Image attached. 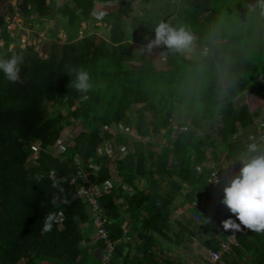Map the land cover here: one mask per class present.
Listing matches in <instances>:
<instances>
[{
  "label": "trees",
  "instance_id": "1",
  "mask_svg": "<svg viewBox=\"0 0 264 264\" xmlns=\"http://www.w3.org/2000/svg\"><path fill=\"white\" fill-rule=\"evenodd\" d=\"M134 1L63 0L57 5L56 0H17L13 6L10 0H0L4 43L0 58H23L17 82L0 73V264H100L102 255L95 251L104 245L89 236L91 207L75 193L81 184L113 182V169L120 180L102 192L99 202L110 220V239L117 241L115 264H186L163 258L158 242L161 236L181 246L196 237L195 231L173 217V199L183 187L188 191L181 203L198 202L197 213L207 203L216 207L212 215L233 218L222 203L224 193L209 183L211 171L204 165L210 153L221 170L218 143L210 134L196 140L193 135L220 119V149L230 157L228 166L235 177L245 158L264 152L255 147L261 136L259 122L254 121L258 112L246 104L234 105L237 96L247 91L264 99V91L256 89L257 84L264 85V66L260 69L259 58L238 44L249 41L250 33L216 28L221 6L212 7L211 0H179L175 17L165 23L189 31L192 46L206 55L188 57L184 50L163 44L149 48L160 23L157 16L148 21L147 11L146 17L133 16ZM106 2L116 7L104 11L103 21L110 27L107 39H102L82 29V24L92 21L96 4ZM154 6L158 9L157 1ZM16 9L33 26L47 23L50 17L55 20L46 34L55 38L63 32L66 41L60 43V51L42 59L32 46L20 48L19 37L8 30ZM129 17L127 33L124 20ZM132 62L140 66L130 69ZM79 67L91 76L87 94L68 87L73 78L69 70ZM224 76L227 84L217 90ZM175 118L179 126L189 124L194 131L180 133L170 123ZM74 121L83 125L74 145L54 153L62 130ZM111 126L123 127L139 139L165 132L168 144L156 152L151 143L134 142L118 128L112 132ZM35 142L40 146L37 153L32 148ZM101 148L103 154L98 153ZM78 165L88 183L71 182ZM139 179L145 188L137 184ZM124 185L132 191L124 190ZM119 198L123 204H117ZM125 214L131 223L124 224ZM46 225H51L50 230H45ZM239 243L217 264H264V231L246 228ZM200 244L206 247L205 255L207 249L219 247L218 240L208 238Z\"/></svg>",
  "mask_w": 264,
  "mask_h": 264
},
{
  "label": "rangeland",
  "instance_id": "2",
  "mask_svg": "<svg viewBox=\"0 0 264 264\" xmlns=\"http://www.w3.org/2000/svg\"><path fill=\"white\" fill-rule=\"evenodd\" d=\"M55 1V0H54ZM157 1L158 9L155 8V2ZM11 4L14 6L17 0H10ZM63 0H56L57 5L62 4ZM179 0H135L132 3V15L136 17H146L147 19H153L156 16V19L159 23H165L170 21L175 17L176 12L178 10ZM181 2V1H180ZM107 3V2H106ZM181 5V3H180ZM210 5L212 7L221 6L220 12L217 13V19L215 22L216 28L218 26L223 27H231L232 32H238L242 34L243 32L248 31L250 33L249 41L245 40L244 42H238L240 46L248 47V54L255 55L259 58L260 69L264 66V35L262 31H264V0H211ZM251 5V6H250ZM95 16H92V21L89 19L88 22L82 24V29H85L89 32H95L98 34L99 37L102 39H107V31L109 30V25L107 26L106 23L103 21L104 17L106 16L104 11H107L109 8L112 9L116 7L114 3H107V4H96L95 5ZM145 11L147 14L145 16ZM254 11L255 14H251ZM31 19H34L35 16L30 14ZM256 18V19H255ZM148 19V21H150ZM254 19V20H253ZM263 19V20H262ZM253 20V22L251 21ZM55 20H52L51 17L49 18L47 23H38L36 22L34 26L28 20L23 18L22 12L18 9L14 10V15L12 17V21L9 24L8 30L10 31V35L13 37H19L18 46L24 49V43L22 40L27 38V43H30L35 51L41 56L42 59L48 57L50 52H59L60 51V43L65 42L66 38L62 31H60L55 38H49L46 34L47 27L51 26V23ZM124 25V31L130 32L131 31V19L126 18ZM29 22V24H27ZM31 27V28H30ZM1 34V33H0ZM58 39V40H56ZM60 39V41H59ZM16 40V41H17ZM16 41L9 45L8 50H12L16 44ZM259 43V44H257ZM3 40L0 37V47L3 46ZM166 46V45H162ZM137 50H139V46H136ZM196 47L192 46V44L184 49L186 55L188 57L193 58H203L206 55L205 51H196ZM159 55L161 56L162 60L165 61V53L160 51ZM140 64L138 62L130 63V69L139 67ZM261 71V70H260ZM225 75V74H224ZM223 76V73H222ZM226 76L223 77L222 81L219 84L220 89L224 87L227 83ZM257 91H264V85L257 84L256 86ZM47 104V103H45ZM246 104L250 111H258L256 116L259 117L262 115L261 122H264V99L260 96L253 95L249 91L242 93L241 95L237 96L235 99L234 105H243ZM48 105V104H47ZM131 114V112H129ZM254 121H258L257 119ZM179 118H175L171 120V125L176 129L179 130L180 133H184L187 131H194V128L189 124L178 125ZM259 122V121H258ZM209 124V123H208ZM221 121L220 119L216 120L213 124H209L205 126L203 129H199L195 131L193 135V140L199 137H206L207 135H211V138H215L216 142L218 143V158L219 163L217 165H221L220 168L222 171L228 172L229 175H232V178H235V174L233 170L228 168V164L230 163V157L226 155L223 150H221V140L219 136V132L221 130ZM119 131L125 132L128 138L133 139L134 142L142 141L141 144L144 143H151L152 149L156 152H159L161 147L167 143L166 133L163 132L162 134H157L152 137L142 138L139 139L135 136V134L131 131H126L123 127H113L111 126L109 129L112 131ZM83 130V125L81 121H74L71 125H68L64 128L60 134V138L57 141L56 148L53 149L54 153H59L62 149L65 148L66 145H74L73 138L78 135L79 132ZM112 131V132H113ZM242 133V131L240 132ZM210 138V139H211ZM136 139V140H135ZM211 142V140H210ZM168 144V143H167ZM172 142L170 141V148L172 147ZM132 147V145H130ZM50 148V147H49ZM221 150V152H220ZM52 151V149H50ZM205 167H216V164L213 163L212 155L209 153L208 159L205 161ZM202 169V168H201ZM200 168L197 169L198 173L201 172ZM226 169V170H225ZM201 170V171H200ZM117 175V173H116ZM138 183L144 184V180L139 179ZM162 185L163 182H162ZM110 185L106 187L109 189ZM187 188L183 187L178 195L173 199L172 209L175 211L174 213V220L181 221L184 224L192 228L203 229L206 224L209 216H211L212 211L216 208L215 206H210V204L203 205V213L201 216L203 219L200 223H196L193 218L191 212L192 210L189 209V204L181 203L183 200L184 195L187 193ZM191 212V215H190ZM204 216L205 219H204ZM215 218L219 220L222 226L227 225V218L220 213H216L214 215ZM211 221V220H210ZM225 221V222H224ZM172 236V234H170ZM199 239H193V243L182 244L180 247H177L175 244H172L167 238L158 236V242L160 249V254L163 258H171L175 261L178 259L182 260L186 264H190L192 259L194 258L195 264H200L201 260L203 259V255H195L194 250L199 249L202 244L199 243ZM199 243V244H197ZM91 245V244H88ZM196 247V248H195ZM100 252L99 249H96L95 253ZM103 252V251H102ZM203 261V260H202Z\"/></svg>",
  "mask_w": 264,
  "mask_h": 264
},
{
  "label": "clouds",
  "instance_id": "3",
  "mask_svg": "<svg viewBox=\"0 0 264 264\" xmlns=\"http://www.w3.org/2000/svg\"><path fill=\"white\" fill-rule=\"evenodd\" d=\"M192 40V34L185 28H174L166 23H160L155 29V38L149 43L148 46L149 48H151L153 45L159 46L163 44L166 45L169 49L182 51L191 45ZM22 59L23 58L20 55H13L7 59L0 58V73H3L4 77H6L8 81L13 83L17 82L18 80H20V65L22 63ZM69 74L73 76V78L70 80L68 87L84 94H87L91 90V76L87 69L83 67L71 68L69 70ZM258 139L256 141H258ZM35 145L38 146L39 150V143L35 142ZM53 149L55 148L53 147ZM38 150L36 151V153L38 152ZM98 153L103 154L104 150L101 148L98 150ZM242 163L243 166L240 169L239 175L232 180V175H229L230 184L223 189L224 195L222 203L225 205L227 210L229 209L228 211L233 216V218L231 219L227 218V231L231 227L239 230L240 226L242 225L245 227L244 233H246V228L256 232H261L264 231V152H261L260 154H257L255 156L245 158ZM228 168L232 170L229 166ZM79 169H81L80 165H78L77 171ZM110 182L107 181L105 183ZM103 183L104 182L98 184ZM100 197L101 195L98 197V202ZM189 209L192 210L190 208V204ZM191 212L194 213L193 210ZM198 214L201 216L200 211L198 212ZM191 216L196 223H200L201 220L198 222L194 219L193 214ZM233 220H238L239 223H236ZM50 228L51 225H46L45 230H50ZM227 231L225 237L222 240L227 237ZM221 241L218 240V249H220Z\"/></svg>",
  "mask_w": 264,
  "mask_h": 264
},
{
  "label": "built area",
  "instance_id": "4",
  "mask_svg": "<svg viewBox=\"0 0 264 264\" xmlns=\"http://www.w3.org/2000/svg\"><path fill=\"white\" fill-rule=\"evenodd\" d=\"M22 42L24 43V46L30 45V43H27V38H24ZM261 128H264V122H260L258 124V131L261 130ZM260 139H261L260 141H262L263 139L262 135ZM32 148L35 151L38 150L37 145L33 146ZM207 168L210 169L211 171L209 174L208 181L212 185V188L215 190L217 189L220 192H223V189L230 184V176L228 172L222 171V169L220 170L216 167H211V168L207 167ZM78 179L83 180L84 183H88L87 175L82 169H79L77 171V174L74 175V178L73 180H71V182L76 181ZM108 185H110L109 187L110 189L111 188L110 183H103V184L88 183V185L81 184L79 185L75 193V197L81 198L83 201L87 202L91 207L92 216H93L92 226L94 229L95 241H102L103 242L102 244L104 245L100 264H115L114 255H115V246L117 244V241H112L110 239V235L107 230V225L109 224V218L104 215L101 205L98 202V197L101 195V193L107 192L109 190L106 189ZM199 207L200 204L198 202H192L190 204V208L194 211L193 217L198 222L201 220V217L195 210L199 209ZM58 218L59 220H61L63 216L60 214ZM233 221L239 223L238 220H233ZM244 232H245V227L242 225L240 226L239 230H236L233 227L229 228L227 231V237L220 242V249L218 250L207 249V253L201 264H217L224 253H229L232 251L234 247L239 246V238Z\"/></svg>",
  "mask_w": 264,
  "mask_h": 264
},
{
  "label": "crops",
  "instance_id": "5",
  "mask_svg": "<svg viewBox=\"0 0 264 264\" xmlns=\"http://www.w3.org/2000/svg\"><path fill=\"white\" fill-rule=\"evenodd\" d=\"M256 112H258L257 110H256ZM263 112H264V109H263ZM263 116L262 115H260L259 117H255V120L257 119L258 121H259V123L261 122V118H262ZM258 121H255V123L257 124V122ZM257 132L259 133H262L261 135H263V132H264V128H261V130H257ZM261 138V137H260ZM258 139V141H260L261 139ZM136 140V139H135ZM255 147L256 148H262V149H264V135H263V139H262V141H260V142H257V144H255ZM116 173H117V175H116ZM113 182H119V177H118V172H116L114 169H113ZM113 182H111V185L113 186L114 185V183ZM137 184L140 186V187H142V188H145V184H141V183H138L137 182ZM123 188H124V190H126L127 192H131L132 191V188L131 187H129V186H127V185H124L123 186ZM188 189V188H187ZM188 191V190H187ZM108 192V191H107ZM123 202H124V199H122V198H119L118 200H117V204H123ZM211 206H214V205H212L211 204ZM102 208V207H101ZM204 208V207H203ZM103 210V209H102ZM214 211H215V209H214ZM104 212V211H103ZM200 213H201V215H202V213H203V209H202V211H200ZM212 213H213V211L211 212V213H209V214H211V216H209V218H210V220L207 222V224H206V226L203 228V229H198V228H192V227H190V226H188L187 224V226L188 227H190L191 229H192V231H195V233H196V237H193V239H199L198 241H199V243H201V241H202V239H205V238H208V239H210V240H219V241H221L224 237H225V234H226V231H227V225H224V226H222L221 225V223H219V220L217 219V218H215L214 217V215H215V213L212 215ZM204 214V213H203ZM218 214V213H217ZM91 216H92V211H91ZM225 222V221H224ZM109 223H110V220H109ZM126 223H131L130 222V216H129V214H125L124 215V224H126ZM89 236H93L94 237V240L92 241V242H96L95 241V236H94V229H93V226H92V229H90V233H89ZM251 239H253L252 237H250ZM192 243H193V240H192ZM191 243V244H192ZM199 243H197V244H199ZM101 245H102V243H101ZM177 246V245H176ZM177 247H180V246H177ZM102 246L101 247H98L97 249H99L100 250V252H98V255H102ZM196 248V247H195ZM206 247H204L203 245H201V247L199 248V249H195L194 250V253H195V255H205V249ZM100 255V256H101ZM205 257V256H204ZM204 257H203V259L202 260H204ZM201 260V263L203 262ZM200 263V264H201ZM190 264H195V261H194V258L192 259V261L190 262Z\"/></svg>",
  "mask_w": 264,
  "mask_h": 264
}]
</instances>
